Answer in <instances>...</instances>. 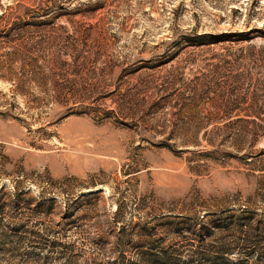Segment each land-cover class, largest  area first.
Masks as SVG:
<instances>
[{
	"label": "rangeland",
	"instance_id": "rangeland-1",
	"mask_svg": "<svg viewBox=\"0 0 264 264\" xmlns=\"http://www.w3.org/2000/svg\"><path fill=\"white\" fill-rule=\"evenodd\" d=\"M0 264H264V0H0Z\"/></svg>",
	"mask_w": 264,
	"mask_h": 264
},
{
	"label": "trees",
	"instance_id": "trees-1",
	"mask_svg": "<svg viewBox=\"0 0 264 264\" xmlns=\"http://www.w3.org/2000/svg\"><path fill=\"white\" fill-rule=\"evenodd\" d=\"M99 8H101V4L99 2H95V3H92L91 5L88 6V10H86V12L88 13H94L96 12ZM69 13H73V14H77V13H81V10L79 9H74V11L72 12H69ZM63 15L62 12H59L58 13V16L56 15L54 18H59ZM44 22L42 21H39L38 24H43ZM248 34H251L250 32H243V33H237V34H230V33H223L221 35V37H214L212 40H210L208 43H206V45H209L211 46L212 44H215L217 46H222V43H239L241 41H244V40H247L249 39L248 37ZM223 57L219 58L220 62L223 63L221 64L222 66H224L225 64H232V63H241V61H243L245 58H249V59H253L254 57V52L252 54H248L247 56H238V57H235L234 55H221ZM216 57V56H215ZM219 65V66H221ZM221 66V67H222ZM220 67V68H221ZM235 79L237 80H240V76L239 75H236L234 76ZM16 190L19 191V188H17ZM95 192V191H94ZM92 192L91 194L87 195V197H90L92 195H94L95 193ZM79 200V197L76 198L74 201H75V204L78 202ZM56 203L55 199L54 198H43L40 200V203L39 205L42 206V205H54ZM52 211L50 210V213Z\"/></svg>",
	"mask_w": 264,
	"mask_h": 264
}]
</instances>
